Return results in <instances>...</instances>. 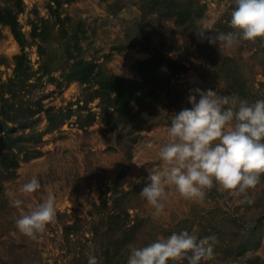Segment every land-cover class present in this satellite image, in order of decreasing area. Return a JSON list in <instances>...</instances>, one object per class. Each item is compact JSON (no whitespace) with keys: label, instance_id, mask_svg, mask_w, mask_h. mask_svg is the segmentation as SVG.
Returning a JSON list of instances; mask_svg holds the SVG:
<instances>
[{"label":"rangeland","instance_id":"1","mask_svg":"<svg viewBox=\"0 0 264 264\" xmlns=\"http://www.w3.org/2000/svg\"><path fill=\"white\" fill-rule=\"evenodd\" d=\"M15 1L0 0V6ZM197 1L206 19L196 29L211 31L203 39L174 18L144 16L141 0H78L58 9L53 0H22L18 20L31 44L24 51L0 25V92L15 77L16 55L25 53L31 75L14 96H5L9 103L37 109L41 102L73 114L57 129L44 112L23 125L9 124L15 134L34 139L24 143L19 167L2 182L0 264H264L258 113L264 109V0ZM51 6L65 24L46 41H34V24L55 22ZM203 48L233 59L247 105H240ZM152 54L186 66L172 81L183 102L131 128H112L100 101L87 102L92 90L67 81L81 61L134 79L135 63ZM243 108L251 127L239 123ZM91 113L96 120L87 125ZM173 114L182 119L170 123ZM135 188L131 219L146 222L139 238L125 239L127 228L115 226L95 235L100 215L112 209L114 190Z\"/></svg>","mask_w":264,"mask_h":264},{"label":"trees","instance_id":"2","mask_svg":"<svg viewBox=\"0 0 264 264\" xmlns=\"http://www.w3.org/2000/svg\"><path fill=\"white\" fill-rule=\"evenodd\" d=\"M78 0H53L57 4V9L62 3H70ZM50 15L55 19L52 24L48 20H41V24H34L31 37L35 41L40 38L46 41L52 29L59 25L65 24V20L57 9L51 6ZM141 10L143 15L158 14L165 18H174L176 24L185 30H194V33L203 39L207 37L209 31L207 28L200 26L196 29V25L206 19V11L204 6L197 0H141ZM24 11L22 0H16L12 5L0 6V25L7 26L13 34L15 40L21 46L22 51L29 44L25 34L22 32L18 16ZM206 42V41H205ZM41 49V48H40ZM204 49V48H203ZM205 50V49H204ZM215 51H203V56L209 61L215 72L226 82L230 90L236 93L240 105H247L248 95L245 91V86L236 77L232 67L233 59L218 55ZM14 69L15 77L9 84L3 85L2 90L3 103L0 105V197H4V188L2 182L6 179L7 174L14 173L19 167V153L25 150V144L34 139V137L25 134H15L14 128H10L9 124L17 123L23 125L31 121L37 114L44 112L47 115L49 126L53 129L59 128L64 122L72 117L71 112H56L53 108H44L41 102L37 103V109L27 107H16V104L9 103L10 98H5L6 95L16 94V89L20 90L25 86L31 77L28 72L29 67L25 53L15 56ZM221 60V61H220ZM232 62V63H231ZM28 69V70H27ZM136 77L134 79L117 77L109 74L101 66L92 62H78L74 65L69 75L68 82H79L81 85H86L87 90H92L87 102H92L96 99L100 101V105L105 114L110 120L106 123L112 128L123 129L131 128L134 124H140L144 119H154L161 115L163 107L166 110L172 111L174 106H179V102H183V94L177 90L172 81L179 75L183 74L187 68L185 65L176 62L175 60L163 56L161 54H152L150 58L136 62L134 65ZM183 106L182 104L180 105ZM244 109V108H243ZM241 110L238 112L239 123L248 128L253 125V118L249 114V110ZM183 113L185 110L180 109ZM259 125L264 130V109L259 111ZM170 123H175L178 119H182L179 115L173 114ZM96 120V115L91 113L87 125H91ZM41 140V137L38 138ZM137 188L130 191L114 190V200L112 209L107 208L106 212L101 214L98 219V224L95 225L94 234L97 235L99 230L109 226V230L118 228L119 230L126 229L125 239L137 240L138 232L146 223L140 218L134 221L131 219L129 212L130 207L137 197ZM107 207V206H105ZM130 224H134L130 226ZM115 226V227H114ZM122 233V232H121ZM122 243V236L119 240ZM130 249H125L129 253ZM109 254L108 252L105 254Z\"/></svg>","mask_w":264,"mask_h":264}]
</instances>
